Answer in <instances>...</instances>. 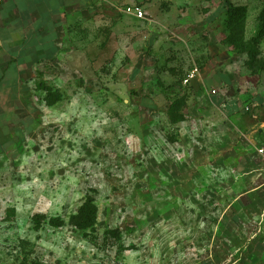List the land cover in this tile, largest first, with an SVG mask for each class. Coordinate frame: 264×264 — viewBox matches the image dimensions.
I'll return each mask as SVG.
<instances>
[{"label": "rangeland", "instance_id": "1", "mask_svg": "<svg viewBox=\"0 0 264 264\" xmlns=\"http://www.w3.org/2000/svg\"><path fill=\"white\" fill-rule=\"evenodd\" d=\"M263 9L100 0L56 52L0 65V264H264L261 144L212 102V86L247 101L232 121L264 130V73L246 66L264 61ZM195 68L210 77L186 83Z\"/></svg>", "mask_w": 264, "mask_h": 264}, {"label": "crops", "instance_id": "2", "mask_svg": "<svg viewBox=\"0 0 264 264\" xmlns=\"http://www.w3.org/2000/svg\"><path fill=\"white\" fill-rule=\"evenodd\" d=\"M99 1L100 0H2L0 3V65L6 67L26 66L28 59L32 61L30 64L34 65L41 57H39V53L35 54L33 51L38 52L47 49L50 52H56V50L60 48L57 42L61 39L62 35H67L68 27L76 25L78 21L83 20L85 12L94 11V7L98 5ZM163 26L164 25H158L157 23L154 29H162ZM26 44L28 46L23 47V45ZM29 45H32V47H29ZM19 51H31V55L29 56L28 54L21 53L22 56L20 57L18 56V54H20ZM3 53L8 54L9 58L6 60L3 59ZM36 56H38L39 59H37ZM196 77V83H198V81L200 83V81L204 82L205 79L210 76H206V74L200 75L199 71ZM212 89V95L216 97L212 102L217 105L216 108H219L221 111L219 114L224 116V130H232L233 127H229V123H231V126L233 125L234 128L241 133H243V130H247L248 135L246 136V140L250 141L256 139V141H259L260 144L263 145L264 130L258 133L251 130L249 127H242V125L237 124L236 121L235 123L233 122L235 118L245 112L248 102L240 101L239 99L228 100V102H226L227 100L218 94L219 89L217 90L215 86H212ZM214 91H216V94H213ZM253 101H249V103L255 107Z\"/></svg>", "mask_w": 264, "mask_h": 264}, {"label": "trees", "instance_id": "3", "mask_svg": "<svg viewBox=\"0 0 264 264\" xmlns=\"http://www.w3.org/2000/svg\"><path fill=\"white\" fill-rule=\"evenodd\" d=\"M244 10L245 9L242 7H234V6L230 5L228 13L231 17H236L239 13H242ZM258 19L261 23V29H260L258 37L256 38V42L260 43L264 38V9L260 13V15L258 16ZM236 45H238V44H236ZM240 46L242 47L241 48L242 53H246L249 50L248 47L243 45V44H241ZM254 53H253V56L249 55L251 58V61H249L246 64V66L248 67L249 70H251L253 75L257 74L259 72L264 73V61L258 60L257 56H255ZM49 103L52 104L53 101H51V102L49 101ZM93 208L95 209V207L92 204V201L88 200V202H86L81 207L77 216L73 217L72 223L80 229H89L90 227H92L94 225V222H95V219H94L95 210Z\"/></svg>", "mask_w": 264, "mask_h": 264}, {"label": "built area", "instance_id": "4", "mask_svg": "<svg viewBox=\"0 0 264 264\" xmlns=\"http://www.w3.org/2000/svg\"><path fill=\"white\" fill-rule=\"evenodd\" d=\"M2 0H0L1 3ZM132 11V10H131ZM133 14L136 15L137 18L139 19H145L146 18V12H144L141 8H135L133 10ZM199 73V70L197 68H195L191 74L189 75L188 79L185 81L186 83H188L191 79H194L197 74ZM213 94H216V91L213 92ZM246 111H249V108L246 107ZM257 154L261 159V162L264 165V144L261 145L258 149H257Z\"/></svg>", "mask_w": 264, "mask_h": 264}]
</instances>
